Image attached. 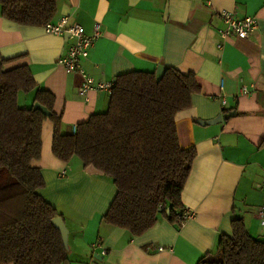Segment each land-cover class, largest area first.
<instances>
[{
    "label": "crops",
    "instance_id": "obj_1",
    "mask_svg": "<svg viewBox=\"0 0 264 264\" xmlns=\"http://www.w3.org/2000/svg\"><path fill=\"white\" fill-rule=\"evenodd\" d=\"M223 9L238 18L255 16L257 29L248 38L221 39ZM64 15L87 35L97 27L82 60L96 80L156 72L163 65L192 72L200 86L190 106L176 116L180 146L196 150L181 192V209H190L192 216L180 224L159 216L137 235L101 221L115 185L104 174L87 173L77 157L56 158L54 124L49 118L42 122L41 154L31 164L44 178L38 193L57 208L68 228L70 264H196L216 252L220 237L232 234L234 218H242L252 236L264 238V219L257 212L264 192L256 187L264 179V0H60L52 21ZM71 42L67 34H48L42 26L0 15L3 69L27 65L38 87L53 94L63 133L104 112L110 93L90 90L85 97L78 92L82 75L57 64ZM34 103L32 92L18 94L20 106ZM231 111L235 114L220 122H207Z\"/></svg>",
    "mask_w": 264,
    "mask_h": 264
},
{
    "label": "trees",
    "instance_id": "obj_2",
    "mask_svg": "<svg viewBox=\"0 0 264 264\" xmlns=\"http://www.w3.org/2000/svg\"><path fill=\"white\" fill-rule=\"evenodd\" d=\"M60 0H0V15L22 25L42 26L54 18ZM0 55V264H70L67 248L52 219L62 215L38 189L42 122L54 124L52 153L61 161L77 157L110 179L116 193L101 221L132 235L150 228L159 216L171 221L182 208L181 192L196 155L180 146L176 116L200 90L192 72L166 67L156 72L129 71L115 77L104 112L92 114L71 132L61 131L54 96L38 87L27 65L3 69ZM20 92L33 93V105L18 104ZM163 205L166 209H160ZM63 218V217H62ZM232 234L220 237L214 254L196 264H264V238L252 236L242 218Z\"/></svg>",
    "mask_w": 264,
    "mask_h": 264
},
{
    "label": "built area",
    "instance_id": "obj_3",
    "mask_svg": "<svg viewBox=\"0 0 264 264\" xmlns=\"http://www.w3.org/2000/svg\"><path fill=\"white\" fill-rule=\"evenodd\" d=\"M219 16L222 18L224 26L218 30L219 37L225 39L230 35H235L240 38H248L252 32H254L257 27V18L252 15L245 16L243 18H238L234 15L232 11L221 10ZM45 33L53 35H63L67 34L69 38L72 39L71 45L68 47L67 51L57 60V64L62 66L68 71H76L82 75V81L79 85L78 92L86 97V94L90 90H106L111 91L114 80L102 81L96 80L94 77L88 75L82 65V60L86 59L88 52L93 45L95 38L98 36L97 27L94 33L87 35L84 32V28L81 24L77 22L68 23L67 17L61 16L56 22L49 21L42 25ZM223 43L218 42L217 47L220 49ZM242 93L246 94L249 89L246 85L241 87ZM222 103L225 102L224 97H221ZM76 125L73 126L74 130ZM256 187L264 192V179L256 184ZM160 209H166L163 205L159 206ZM258 215L263 221L264 219V206L259 207ZM192 216V211L190 209H180L175 213V217L180 222L186 220Z\"/></svg>",
    "mask_w": 264,
    "mask_h": 264
},
{
    "label": "water",
    "instance_id": "obj_4",
    "mask_svg": "<svg viewBox=\"0 0 264 264\" xmlns=\"http://www.w3.org/2000/svg\"><path fill=\"white\" fill-rule=\"evenodd\" d=\"M165 69H166V67L163 66V65H159L157 67V70H156V79L157 80H160V78L162 77ZM33 108L34 109H39L42 113H44L46 115H48L50 113L49 110L46 107L40 105L38 102H35L33 104ZM234 114H235L234 111H231V112H228V113L219 114V115H217V117H215L214 119H211L210 121H207V122L210 123V124H214V123L220 122L223 119H226L229 116H232ZM85 170L89 174H103V172L98 170L93 164H89L88 166H86ZM52 223L59 230V232L61 234L62 241L64 243V246L66 248H68V228H67L63 218L61 216H56V217H54L52 219Z\"/></svg>",
    "mask_w": 264,
    "mask_h": 264
},
{
    "label": "rangeland",
    "instance_id": "obj_5",
    "mask_svg": "<svg viewBox=\"0 0 264 264\" xmlns=\"http://www.w3.org/2000/svg\"><path fill=\"white\" fill-rule=\"evenodd\" d=\"M42 178H43V176H42ZM43 180H44V178H43ZM43 187V186H42ZM45 187V186H44Z\"/></svg>",
    "mask_w": 264,
    "mask_h": 264
}]
</instances>
